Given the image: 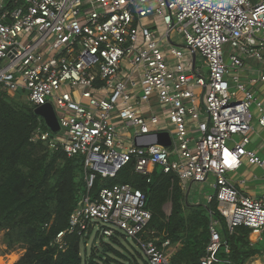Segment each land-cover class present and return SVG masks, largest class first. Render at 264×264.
<instances>
[{
    "label": "built area",
    "instance_id": "obj_1",
    "mask_svg": "<svg viewBox=\"0 0 264 264\" xmlns=\"http://www.w3.org/2000/svg\"><path fill=\"white\" fill-rule=\"evenodd\" d=\"M0 1V90L33 108L49 102L57 134L39 119L31 140L80 155L88 171L113 177L133 162L148 176L154 167L173 172L182 190L213 177L218 218L209 222L201 264L229 252L220 230L244 225L264 231V189L242 194L227 177L243 161L262 169L264 154L247 148L251 105L264 127V104L242 79V56L264 61V0H8ZM146 17L151 19L145 21ZM199 56L201 64L197 63ZM152 98L167 107L170 150L157 144L159 116L141 108ZM42 119V118H41ZM118 120V121H117ZM141 139L140 145L120 133ZM130 128H133L131 133ZM54 132V131H53ZM175 147V148H174ZM173 155V156H172ZM151 213L141 190L128 183L84 193L54 242L64 251L67 233L136 240L147 264L169 262V239L160 246L142 234ZM48 224H45L47 227ZM264 264V250L260 254Z\"/></svg>",
    "mask_w": 264,
    "mask_h": 264
},
{
    "label": "trees",
    "instance_id": "obj_2",
    "mask_svg": "<svg viewBox=\"0 0 264 264\" xmlns=\"http://www.w3.org/2000/svg\"><path fill=\"white\" fill-rule=\"evenodd\" d=\"M4 6H11V2L5 0ZM33 109L0 90L1 243L6 251L23 250L13 264H147L145 257L140 256V261L134 256L126 257L103 241L91 253L82 254L81 243L89 236L82 238L76 231L65 235L64 251L54 242L56 233L67 229L69 215L84 193L89 191L94 195L103 186L119 183L131 184L144 194L145 207L151 216L143 238H155L158 246L164 239L177 245L168 257L172 264H201L209 241L210 219L218 218L225 226L215 198L206 204L188 203L173 172L165 173L154 167L144 176L134 171L132 161L118 169L113 177L102 178L95 173L88 189L89 172L84 170L80 155L68 156L60 150L49 149L41 140H31L39 119L46 128ZM167 203L168 214L164 211ZM250 233L251 229L244 225L234 227L231 232L221 229L229 252L218 250V261L211 264H244L251 256L261 254L264 247L251 243ZM88 234H91L90 227ZM103 247L116 257L103 253Z\"/></svg>",
    "mask_w": 264,
    "mask_h": 264
},
{
    "label": "crops",
    "instance_id": "obj_3",
    "mask_svg": "<svg viewBox=\"0 0 264 264\" xmlns=\"http://www.w3.org/2000/svg\"><path fill=\"white\" fill-rule=\"evenodd\" d=\"M150 19H151L150 17H146L144 20L148 21ZM242 59L244 61V66L240 69V75L243 80L249 81L250 78L256 77L258 73L264 72V61H258L257 59L249 56H242ZM249 87L252 90L254 96H256L264 104V82L260 81L256 84H250ZM141 108L143 110V114L146 116L150 115L151 113H155L159 116L160 124L158 126V129H160L161 131H157V132L165 131L168 133L171 131V125H169L168 119L166 118L167 107L161 106L155 98H152L147 103H142ZM251 114H252L251 122L253 125V130L250 132V141L249 144L247 145V148L256 151L258 155L262 156L264 154V135L258 134L257 131H255V129L257 128L254 126V124L257 123L258 128L260 129H264V127L258 124L259 112L257 111V108L254 107V109L251 110ZM254 121L255 123H253ZM121 130H125V128L121 127L119 131L122 134V136L125 138V140L128 141L127 143L132 142L134 144L140 145L141 139H136V138L132 139V137H129V134L127 135L125 133H122ZM131 131H133V128H130L129 132L131 133ZM173 146L174 143L173 145H169L167 147H169V149L171 150ZM227 177L230 179V182L244 195L257 197L262 193L264 189L262 169L257 165H251L246 161L242 162L239 169H237L234 172L228 173ZM194 183L188 184V187L185 190H183L185 193V200L191 204H199V203L206 204L207 196L211 194H205V196L202 197L197 193L190 194L191 186ZM263 234L264 231L259 235V237L261 236V239L262 236H264ZM249 239L251 243H256V244L259 243V241H257L258 239L257 234L252 231L249 234ZM176 247L177 245L175 246L170 245L168 249L169 255L175 251ZM244 264H263L262 256L260 254L251 256Z\"/></svg>",
    "mask_w": 264,
    "mask_h": 264
},
{
    "label": "rangeland",
    "instance_id": "obj_4",
    "mask_svg": "<svg viewBox=\"0 0 264 264\" xmlns=\"http://www.w3.org/2000/svg\"><path fill=\"white\" fill-rule=\"evenodd\" d=\"M196 60L198 64H201V58L197 55ZM251 110L254 109V105H251ZM255 123V121L253 122ZM254 126L257 128L255 131H257L258 134L264 135V129L258 128L257 123L254 124ZM53 134H57L58 131H52ZM213 182V177L211 174H209L207 180L202 183H194L191 186L190 194L197 193L198 195L205 196V194H212L214 192V189L212 186H210V183ZM170 205L167 203L164 206L165 213H169ZM99 227V226H98ZM98 227L93 229L89 237L84 240V242L81 243V253L85 251L87 254L91 253L92 249L94 247H99L101 241L108 243L114 250L120 252L126 257L132 258L133 256L136 257L138 261H140V256L143 258V251L141 247L138 245L135 239L131 237H124L122 235L117 236L116 239L112 240V238L109 240L107 237H102L99 235H96V231L98 230ZM264 235V234H263ZM1 236L0 233V264H13L19 256L22 254L23 250L21 248H15L12 251H6L5 246L1 243ZM259 245L264 247V236H262V239L259 241ZM100 250L102 248H99ZM106 255L110 256L111 258H115L114 254L110 252H106ZM118 259V258H117ZM119 260V259H118ZM170 262V259H168ZM171 263V262H170Z\"/></svg>",
    "mask_w": 264,
    "mask_h": 264
},
{
    "label": "water",
    "instance_id": "obj_5",
    "mask_svg": "<svg viewBox=\"0 0 264 264\" xmlns=\"http://www.w3.org/2000/svg\"><path fill=\"white\" fill-rule=\"evenodd\" d=\"M33 111L37 116L42 118L45 125L51 131H57L59 129V124H58L55 112L53 110L52 105L49 102L35 107L33 109ZM154 142H156L157 144H160L164 147H167L170 145V137H169L168 133L165 131L157 132L156 133V139ZM102 252L106 253L107 247H103Z\"/></svg>",
    "mask_w": 264,
    "mask_h": 264
}]
</instances>
